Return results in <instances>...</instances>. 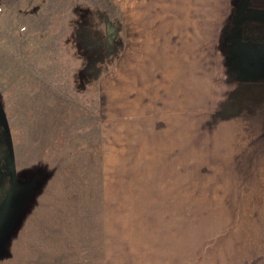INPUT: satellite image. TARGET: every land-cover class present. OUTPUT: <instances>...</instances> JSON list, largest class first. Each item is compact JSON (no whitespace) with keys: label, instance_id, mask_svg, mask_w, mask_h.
<instances>
[{"label":"rangeland","instance_id":"374dc122","mask_svg":"<svg viewBox=\"0 0 264 264\" xmlns=\"http://www.w3.org/2000/svg\"><path fill=\"white\" fill-rule=\"evenodd\" d=\"M248 5L0 0V264H126L121 243L143 241L124 224L165 259L175 221L202 264H264V161L239 144L246 107L255 124L264 108V9Z\"/></svg>","mask_w":264,"mask_h":264},{"label":"crops","instance_id":"0c3cea01","mask_svg":"<svg viewBox=\"0 0 264 264\" xmlns=\"http://www.w3.org/2000/svg\"><path fill=\"white\" fill-rule=\"evenodd\" d=\"M249 2V10H244L246 14L251 15V12H255L257 14L258 8L264 9V0H246ZM237 2V1H236ZM257 2L258 4L254 3ZM245 6V3L243 4ZM253 7H256V9H252ZM258 7V8H257ZM261 12L264 10H260ZM253 29V28H250ZM235 55V54H234ZM248 114L246 115V121H245V136L247 138L243 139L242 141H239V144L243 145L245 148V152L247 151V154L249 155L248 158H244V161H252L254 158H252V155L255 154L257 161H264V108L263 112L259 111L257 112L256 124L253 122V110H251L250 106H247ZM244 152V154H245ZM128 220V219H125ZM181 220V219H180ZM180 221H175V224L178 226V223ZM172 228H170L167 231L168 235V241L167 246H169L170 255L169 258L160 259L156 261H152L150 259L159 257L160 255H155L153 252L160 251L161 241L150 243L149 241H146V237H148L149 233L151 232V229H139L134 230V226H142V225H134V224H124L123 226H127V228H124L122 230V235L124 238L129 239L130 237L137 235L140 239L143 241V246H141L137 243L136 249L130 244H127L126 241H123L121 243L122 246V258L121 261H126V264H129L130 259L132 258L130 254L132 252L137 251L138 258H141L142 256L149 254L151 255V258H146L144 264H202L200 261H203L202 258L199 255V252H201L202 246L201 243L197 242L194 243L189 238V232L186 228H179V226L176 228L172 223H169ZM143 226H152V224H143ZM161 230V229H160ZM183 230V231H181ZM235 232V231H234ZM243 232V230H242ZM144 241L149 243L150 249H146L144 245ZM166 251V248H164ZM130 253V254H129ZM110 254V251L109 253ZM128 254V256H127ZM197 254L199 256H197ZM219 255L217 257L220 258L219 261H216V264H244L246 263L244 260L248 256V252H233L231 255H225L224 250H220ZM229 254V253H227ZM127 256V257H126ZM165 256V255H164ZM226 257H230L231 261H225ZM241 259V260H238ZM137 259V258H136ZM206 259V258H205ZM124 264V263H123ZM205 264H209L208 262Z\"/></svg>","mask_w":264,"mask_h":264},{"label":"flooded vegetation","instance_id":"af4514ba","mask_svg":"<svg viewBox=\"0 0 264 264\" xmlns=\"http://www.w3.org/2000/svg\"><path fill=\"white\" fill-rule=\"evenodd\" d=\"M14 153L0 106V216L6 204V196L14 173Z\"/></svg>","mask_w":264,"mask_h":264},{"label":"trees","instance_id":"16d2710c","mask_svg":"<svg viewBox=\"0 0 264 264\" xmlns=\"http://www.w3.org/2000/svg\"><path fill=\"white\" fill-rule=\"evenodd\" d=\"M82 39H84V40L86 41L85 37H84V38H82Z\"/></svg>","mask_w":264,"mask_h":264}]
</instances>
